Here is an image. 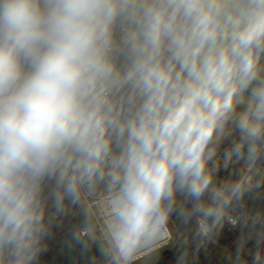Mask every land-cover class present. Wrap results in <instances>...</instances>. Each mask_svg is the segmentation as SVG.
Masks as SVG:
<instances>
[{"label":"clouds","instance_id":"1","mask_svg":"<svg viewBox=\"0 0 264 264\" xmlns=\"http://www.w3.org/2000/svg\"><path fill=\"white\" fill-rule=\"evenodd\" d=\"M262 199L264 0H0V264H48L69 217L90 264L225 219L264 264Z\"/></svg>","mask_w":264,"mask_h":264},{"label":"trees","instance_id":"2","mask_svg":"<svg viewBox=\"0 0 264 264\" xmlns=\"http://www.w3.org/2000/svg\"><path fill=\"white\" fill-rule=\"evenodd\" d=\"M232 167H238V165H231L229 171H231ZM223 173L228 174L227 172H222V174ZM247 207L251 212H254L258 209H264V199L249 201ZM71 222V217H69L65 220L64 227L55 231V235L51 242L50 251L47 255L48 264H90V258L81 256L78 249L74 251H68L62 245L64 230L66 226ZM175 228L177 229L178 233L177 239L179 245L175 246V248H173L172 250L164 251L157 264H180L185 255H182V257L178 259L177 253L181 248H183V245L187 246L190 249V254L195 253L199 249L202 237H194L193 225L184 227L179 221H177ZM239 234L240 229L225 236H219L216 235V233L213 234L211 238L199 250V253L197 255V262H195L194 264H221L218 260V249L211 243L209 244L210 240L215 239L217 243L227 248H232ZM248 248H251V245H248Z\"/></svg>","mask_w":264,"mask_h":264},{"label":"rangeland","instance_id":"3","mask_svg":"<svg viewBox=\"0 0 264 264\" xmlns=\"http://www.w3.org/2000/svg\"><path fill=\"white\" fill-rule=\"evenodd\" d=\"M216 235L221 236V234L219 232H217ZM172 237H173V239H172L169 246L157 251L151 258H145V259L137 262V264H157L164 251L172 250L173 248H175V246L179 245L178 239H177L178 233H177V229L175 227H173V230H172ZM210 243L218 249V260L221 264H232L230 257L233 256L235 244L233 245L232 248H227V247L217 243L215 241V239H211L209 244ZM184 246L185 245H183L182 247H184ZM190 253H191V251L187 254H184L185 256L182 259V262L180 264H190L191 262H192V264H194L195 262H197V255L199 253V249L195 253H192V254H190ZM246 254L247 253L245 251V255ZM195 255H196V258H195Z\"/></svg>","mask_w":264,"mask_h":264},{"label":"built area","instance_id":"4","mask_svg":"<svg viewBox=\"0 0 264 264\" xmlns=\"http://www.w3.org/2000/svg\"><path fill=\"white\" fill-rule=\"evenodd\" d=\"M233 165H235V164H233ZM224 175H226V174H224ZM246 210L250 211L248 209V207H247ZM240 214H241L240 210H237V212L233 213V215H240ZM238 229H240L238 226H236V227L232 226L231 224L228 223L227 219H225L224 221L221 222L220 225H218L216 228H214L213 231L210 232L207 236H201L202 237V241H201L199 250L204 246V244L211 238V236L213 234L219 232L222 236H225V235L230 234V233H232V232H234V231H236ZM172 239H173V237L171 236V239H165L164 241H162L159 250L169 246L171 241H172ZM196 255H195V258H196ZM137 262H139V261H137ZM190 264H192V262Z\"/></svg>","mask_w":264,"mask_h":264},{"label":"water","instance_id":"5","mask_svg":"<svg viewBox=\"0 0 264 264\" xmlns=\"http://www.w3.org/2000/svg\"><path fill=\"white\" fill-rule=\"evenodd\" d=\"M190 252V249L187 246H184L183 248H181L178 253H177V258L180 259L182 257V255L187 254Z\"/></svg>","mask_w":264,"mask_h":264}]
</instances>
